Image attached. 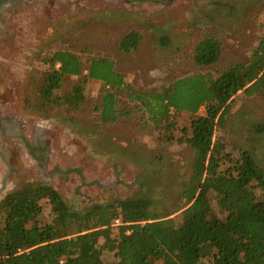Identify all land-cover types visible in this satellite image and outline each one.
<instances>
[{"label": "rangeland", "instance_id": "rangeland-1", "mask_svg": "<svg viewBox=\"0 0 264 264\" xmlns=\"http://www.w3.org/2000/svg\"><path fill=\"white\" fill-rule=\"evenodd\" d=\"M131 32L140 35V43L135 52L124 54L118 41ZM263 34L264 0H4L0 201L26 183L47 184L75 211L145 199L152 211L178 222L174 211L190 177L191 155L184 140L194 118L179 114L171 132L155 130L142 113H134L136 104L124 93L118 105L129 115L104 125L94 112L102 84L66 77L55 94L65 96L80 85L79 108L42 109L34 101L31 79L41 82L46 52L66 51L83 61L98 55L110 58L135 92L161 91L172 81L246 64ZM205 38H214L221 47L218 63L210 68L196 66L192 57ZM203 115L200 109L198 116ZM213 142L221 171L237 170L236 175L243 170L239 157L244 152L264 171V96L238 93ZM256 195L264 199V191ZM41 207L38 223L52 224L48 205ZM102 261L113 259L103 255Z\"/></svg>", "mask_w": 264, "mask_h": 264}, {"label": "trees", "instance_id": "trees-1", "mask_svg": "<svg viewBox=\"0 0 264 264\" xmlns=\"http://www.w3.org/2000/svg\"><path fill=\"white\" fill-rule=\"evenodd\" d=\"M139 43L140 35L131 32L121 37L118 49L129 54ZM46 53L41 82L33 77L30 85L36 86L34 101L42 109H78L80 85L65 96L55 94L66 77H74L102 84L100 106L94 110L100 124L112 125L129 115L118 105L124 93L135 102L134 113H142L155 130L171 132L179 114L194 118L184 140L191 155L190 177L174 211L178 222L152 211L145 199L75 211L47 184L21 185L0 201V264H264V199L256 195L264 191V171L246 152L239 157L243 170L238 174L221 171L213 142L238 93L264 96V34L246 64L172 81L161 91H133L110 58L83 61L72 52ZM220 56L214 38L202 40L192 53L194 64L204 68L215 66ZM200 109L203 116H198ZM41 204L50 209V225L38 223ZM103 255H111L113 262L104 263Z\"/></svg>", "mask_w": 264, "mask_h": 264}, {"label": "flooded vegetation", "instance_id": "flooded-vegetation-1", "mask_svg": "<svg viewBox=\"0 0 264 264\" xmlns=\"http://www.w3.org/2000/svg\"><path fill=\"white\" fill-rule=\"evenodd\" d=\"M1 1V0H0ZM0 5H2V4H0Z\"/></svg>", "mask_w": 264, "mask_h": 264}]
</instances>
